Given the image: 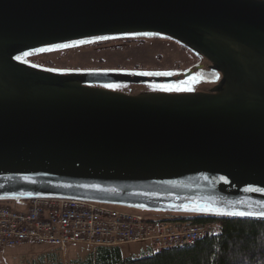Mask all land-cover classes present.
<instances>
[{"label":"water","instance_id":"95a60500","mask_svg":"<svg viewBox=\"0 0 264 264\" xmlns=\"http://www.w3.org/2000/svg\"><path fill=\"white\" fill-rule=\"evenodd\" d=\"M151 33L220 76L208 93L16 60L97 37ZM200 70V68H196ZM50 197L176 212L264 213V0H0V199Z\"/></svg>","mask_w":264,"mask_h":264},{"label":"rangeland","instance_id":"374dc122","mask_svg":"<svg viewBox=\"0 0 264 264\" xmlns=\"http://www.w3.org/2000/svg\"><path fill=\"white\" fill-rule=\"evenodd\" d=\"M144 36L145 39L131 45L119 41L121 38H109L97 49H91L88 44L80 43L68 48L47 47V51L23 54L18 61L30 67L55 74L112 72L144 76L150 79H176L196 70L198 67L200 70L209 68V63L206 60L202 58L198 60L174 42L163 41L159 38L154 39L152 35ZM94 42L97 43V41ZM68 44L71 45L72 43ZM218 81L219 79L213 83L208 82L205 78L199 77L197 72H194L188 78L171 84L114 85L100 88L130 96L141 93H208ZM14 199L18 201L20 198H1L0 204H10ZM110 207L117 211L139 215L149 221L177 220L185 217L178 213L152 211L137 207L119 205H111ZM143 248V245H131L122 247L121 250L124 257H137ZM93 249L74 245L64 250H56L46 246L26 244L0 251V264H50L52 261L68 264L72 261L85 259Z\"/></svg>","mask_w":264,"mask_h":264},{"label":"built area","instance_id":"2783aa9c","mask_svg":"<svg viewBox=\"0 0 264 264\" xmlns=\"http://www.w3.org/2000/svg\"><path fill=\"white\" fill-rule=\"evenodd\" d=\"M110 206L50 197L20 198L0 204V251L26 244L56 250L74 245L119 249L143 245L148 254L154 255L216 234L209 225L149 221Z\"/></svg>","mask_w":264,"mask_h":264},{"label":"trees","instance_id":"16d2710c","mask_svg":"<svg viewBox=\"0 0 264 264\" xmlns=\"http://www.w3.org/2000/svg\"><path fill=\"white\" fill-rule=\"evenodd\" d=\"M152 37L174 42L156 35H152ZM109 38H121L119 41L131 45L145 39V36L106 37L102 40L89 39L80 41L83 42L80 44H88L91 49H97ZM177 45L185 49L181 45ZM191 54L201 60V57ZM22 56L17 57L16 60L18 61ZM194 72L211 83L220 78L218 74L204 68L198 71L194 70ZM174 207L179 210L169 213H178L186 218L166 221L177 225H209L214 227L216 234L205 236L190 246L167 249L154 255L143 251L139 257H124L119 248H94L85 259L72 261L68 264H264V217L241 216L239 213L226 214L223 210H216L196 202L184 206L175 205ZM50 264L60 263L52 261Z\"/></svg>","mask_w":264,"mask_h":264},{"label":"snow or ice","instance_id":"6c2138e0","mask_svg":"<svg viewBox=\"0 0 264 264\" xmlns=\"http://www.w3.org/2000/svg\"><path fill=\"white\" fill-rule=\"evenodd\" d=\"M144 35H151V33H145ZM97 39H106V37H97ZM79 43H83V42H80V41H77V42H74L73 44H62V45H56L55 47L56 48H68V47H74L76 46V44H79ZM48 49H38L37 51H47ZM239 215L243 216V215H248L246 213H239ZM260 215L262 217H264V213H260Z\"/></svg>","mask_w":264,"mask_h":264},{"label":"crops","instance_id":"0c3cea01","mask_svg":"<svg viewBox=\"0 0 264 264\" xmlns=\"http://www.w3.org/2000/svg\"><path fill=\"white\" fill-rule=\"evenodd\" d=\"M120 250H121V249H120ZM145 250H146V248L144 247V248L141 250L140 254H138L137 257L141 256V255L143 254V251H145ZM121 252H122V250H121ZM147 253H148V252H147Z\"/></svg>","mask_w":264,"mask_h":264},{"label":"flooded vegetation","instance_id":"af4514ba","mask_svg":"<svg viewBox=\"0 0 264 264\" xmlns=\"http://www.w3.org/2000/svg\"><path fill=\"white\" fill-rule=\"evenodd\" d=\"M220 79V78H219ZM218 83V82H217Z\"/></svg>","mask_w":264,"mask_h":264}]
</instances>
